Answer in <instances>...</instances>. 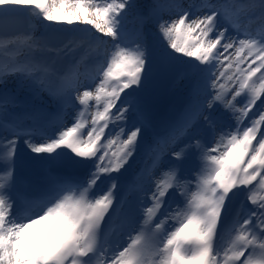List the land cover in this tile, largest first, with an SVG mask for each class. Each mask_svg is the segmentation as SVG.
Listing matches in <instances>:
<instances>
[{
	"label": "snow or ice",
	"instance_id": "snow-or-ice-1",
	"mask_svg": "<svg viewBox=\"0 0 264 264\" xmlns=\"http://www.w3.org/2000/svg\"><path fill=\"white\" fill-rule=\"evenodd\" d=\"M25 16L101 35L59 70L5 32ZM161 80L181 85L164 119ZM0 132V264H264V0H0Z\"/></svg>",
	"mask_w": 264,
	"mask_h": 264
},
{
	"label": "rangeland",
	"instance_id": "rangeland-1",
	"mask_svg": "<svg viewBox=\"0 0 264 264\" xmlns=\"http://www.w3.org/2000/svg\"><path fill=\"white\" fill-rule=\"evenodd\" d=\"M142 3L145 4L148 2V0H136V3ZM245 2H251V0H245ZM133 15H129L127 19V28L131 31L139 27V24L132 22ZM25 19V20H24ZM26 23V28L23 31L29 30L31 28L34 31V34L36 37H42L41 35L44 33H52V32H58V34L55 36V41L58 43V46L52 47L54 51L47 52L44 54L43 58L47 59L49 61H54L55 66H58L59 62L61 61V58L57 55V50L62 49L65 45H67L70 41H76L79 44V41L84 40L87 38V41L89 44H95V41L90 40V36L92 34H95L96 36H100V33H96L94 29L91 30V32L85 31V29H88L90 26L87 25H80V26H67V25H60V26H54V27H40L38 28L34 24H30L29 19L25 16L21 19L19 23H16L18 26L19 24ZM16 28V29H15ZM19 28V27H18ZM17 30V27H10V30H7V32H15ZM145 31H149V27L145 28ZM10 33V34H11ZM80 53V50L77 52ZM59 68V66H58ZM176 86V87H175ZM173 86L169 80H161L158 84V96L156 100V112H160V109L164 108H170L175 105H177L176 108L172 109V114L175 112L176 109L179 108L181 103V85H175ZM175 87V88H174ZM172 89H178L179 96H172L170 94V90ZM260 104V101L257 102V105ZM258 107V106H257ZM230 120V124L233 123L231 118H228L226 121ZM138 159V157H137ZM141 161L143 158H139ZM140 166L133 163L132 168L129 169L128 172H125V174H132L134 171H139ZM123 171V170H122ZM190 190L192 191V185L190 186ZM258 195H264V192H258ZM138 193L136 195H129L128 199H137ZM183 205V203H182ZM181 205V206H182ZM229 239V238H228ZM227 239H225L226 241Z\"/></svg>",
	"mask_w": 264,
	"mask_h": 264
},
{
	"label": "bare ground",
	"instance_id": "bare-ground-1",
	"mask_svg": "<svg viewBox=\"0 0 264 264\" xmlns=\"http://www.w3.org/2000/svg\"><path fill=\"white\" fill-rule=\"evenodd\" d=\"M195 2H198V0H195ZM181 3H183V4H185V5H187L188 3H189V0H181ZM137 4H140V5H143V3H142V1H141V3H137ZM131 15V14H130ZM132 15H133V17H132V22H134V23H137V24H139V21L136 19V17H135V13L133 12L132 13ZM252 30L255 32V31H259L260 30V27H261V25H260V23H259V21H256L255 23H253L252 24ZM104 39H110V38H104ZM83 41H85V43H84V46L83 47H81V46H77L76 48H75V50L70 54V55H67V56H65L63 53H61L58 57H60L61 58V61L59 62V64H58V66H59V68H58V66H55L57 69H59V70H63V69H65L70 63H74L75 62V60H78L81 56H83V55H85V51H86V49H87V47H88V45H89V43H88V41H87V38H85ZM80 50V53L78 54L77 52ZM231 51V50H230ZM57 52H59V50H57ZM56 52V53H57ZM94 60V57H92L91 55L89 56V62H90V66H92L91 65V62ZM82 71H83V69H81ZM176 87V86H175ZM174 87V88H175ZM171 92H170V94L172 95V96H176V97H178L179 96V93H178V89H172V90H170ZM93 104H94V101L92 102ZM259 106H260V104H259ZM77 107H78V105H77ZM177 107V105H175L174 106V108H176ZM173 107H170V108H162V109H160V112H158V113H160L159 115H158V117H160V116H163V115H168L169 117L172 115V109H174ZM95 110V108H93V109H90L89 110V112H91V111H94ZM69 111L71 112L72 110L71 109H69ZM228 118H231L230 116L228 117ZM90 119H91V116H90V114L88 115V120L90 121ZM225 123L226 124H230V120L229 121H225ZM114 135V131L112 130V126L110 125L109 126V130L106 132V136H113ZM209 146H211V145H209ZM134 164H136V165H139L140 167L143 165V163H144V160H140L139 159V157H138V159L135 161V162H133ZM198 167H199V161H193V164H192V168H193V171H195V170H197L198 169ZM188 178L189 179H192V174L191 173H188ZM191 189V188H190ZM102 190H104V188L102 189ZM134 195H136V194H134ZM137 199H129V201H131V202H135ZM176 203H179V204H181L182 205V203H183V198L182 197H180V198H178V199H174L173 200V205H175ZM243 215V214H242ZM234 217V216H233ZM110 239H112V240H116V239H120V241H121V243L123 244L124 243V238H123V236H117V235H113L112 237H110ZM226 246V245H225Z\"/></svg>",
	"mask_w": 264,
	"mask_h": 264
},
{
	"label": "water",
	"instance_id": "water-1",
	"mask_svg": "<svg viewBox=\"0 0 264 264\" xmlns=\"http://www.w3.org/2000/svg\"><path fill=\"white\" fill-rule=\"evenodd\" d=\"M14 26L17 27L16 31H23L26 28V23L23 22L22 24H19L18 26L16 25V23H11L7 26V28L5 29V32L7 34H10L11 32H7V30H10V27H14ZM57 34L58 32L44 33L42 34V37L50 44L51 47H55V46H58V43L55 41V36Z\"/></svg>",
	"mask_w": 264,
	"mask_h": 264
}]
</instances>
